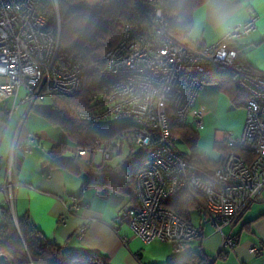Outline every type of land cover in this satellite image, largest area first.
Returning <instances> with one entry per match:
<instances>
[{
    "label": "built area",
    "instance_id": "2783aa9c",
    "mask_svg": "<svg viewBox=\"0 0 264 264\" xmlns=\"http://www.w3.org/2000/svg\"><path fill=\"white\" fill-rule=\"evenodd\" d=\"M166 3L142 0L152 29L141 33L130 24L123 26L120 41L104 56L106 66L98 78L101 93L94 96L93 107L80 111L78 117L94 124H125L126 139L146 150L135 178L137 205L122 211L136 237L146 244L167 242L180 253L190 241L204 236L201 226L166 205L176 195L194 192L205 202L204 211L197 208L200 215L224 235L223 245L233 248L237 239L225 236L224 228L259 201L264 190V73L240 62L236 47L239 37L255 29L256 18L236 25L217 43L199 42L193 47L170 34L174 19L166 12ZM50 10L58 17L53 27L47 26ZM60 44L59 0H0V101L24 90L22 102L32 108L48 96L79 94L84 88L83 65L76 61L68 69L57 66ZM212 79L233 82L248 99L242 133L226 134L223 162L209 172L181 155L170 116L179 126H187L203 84ZM17 107H8L9 117ZM203 119L198 112V129L203 128ZM122 141L119 137L115 144L96 141L93 147L77 146L76 156L88 160L97 149L109 159L121 151ZM19 185L12 152L0 186L12 211ZM71 200L69 211L81 206L77 197ZM85 232L86 226L78 230L79 236ZM261 251L251 249L255 254Z\"/></svg>",
    "mask_w": 264,
    "mask_h": 264
},
{
    "label": "crops",
    "instance_id": "0c3cea01",
    "mask_svg": "<svg viewBox=\"0 0 264 264\" xmlns=\"http://www.w3.org/2000/svg\"><path fill=\"white\" fill-rule=\"evenodd\" d=\"M253 17L256 18L255 29L239 37L236 47L243 63L264 73V0H208L193 14L189 41L193 45L217 43L236 25ZM24 94V90H20L18 95L0 101V186L5 183L12 152L22 159L16 172L20 185L15 191L12 211L16 222L27 215L48 239L62 245L65 251L98 253L106 257L109 264H171L191 253L208 256L212 264H264V190L259 201L249 205L232 225L224 228L225 236L237 239L233 248L223 245L224 235L196 208L200 219L198 224H193L203 228L204 236L190 241L182 252L176 253L169 243L160 240L146 244L134 235L129 219L122 215L125 207L137 205L134 180L132 194L117 189L103 193L95 186L84 187L88 180L84 170L54 164L50 155L54 146L68 144L62 155L67 159L78 157L77 146L72 141H63V128L38 111L43 110L42 105L29 108V104L22 102ZM247 99L248 95L229 80H207L190 113L189 124L183 127L197 135L193 144L183 138L190 148L186 153H198L213 162L222 161L227 153L226 134L240 135L243 131ZM13 104L18 107L9 117L7 109ZM198 112L204 116L202 129L196 126ZM107 141L115 144L118 138L101 142ZM125 144L128 153L124 155ZM140 150L130 140L123 139L121 151L111 158L107 159L101 150L95 149L90 158L84 160L96 167L105 162L119 167L131 162ZM137 165V162L131 163L130 167ZM124 180L131 182L128 176ZM71 197L81 202L74 211H69ZM4 207H9V203L0 190V225ZM83 226L86 232L79 236L78 230ZM254 247L262 251L251 252Z\"/></svg>",
    "mask_w": 264,
    "mask_h": 264
},
{
    "label": "trees",
    "instance_id": "16d2710c",
    "mask_svg": "<svg viewBox=\"0 0 264 264\" xmlns=\"http://www.w3.org/2000/svg\"><path fill=\"white\" fill-rule=\"evenodd\" d=\"M164 1L167 2L166 12L174 19L169 26L170 34L196 47L197 45L189 41L193 14L208 0ZM59 15L62 35L56 65L68 69L72 63L80 62L83 65L84 88L74 96L54 97L48 110L38 111L52 123L63 127L76 146L93 147L96 141L114 140L119 137L126 139L129 128L127 125L94 124L81 120L78 113L92 108L94 96L101 93L98 78L106 66L104 56L120 41L123 26L130 24L141 33L147 32L153 27L149 12L143 8L142 0H59ZM57 18L55 10L48 11L47 26H56ZM243 64L249 70L258 72ZM170 122L172 133L176 137L182 136L191 144L196 142L197 135L192 130L179 126L172 115ZM67 148L66 143L54 146L50 150L52 162L84 170L88 174L84 187L95 186L102 189L103 193L117 189L132 194L131 186L134 180V193L137 199L135 178L144 164L146 150L141 149L127 165L113 167L105 162L96 167L80 157L71 159L62 157ZM180 153L190 163L209 172L218 168L223 162V159L220 162H213L198 153L192 155L181 151ZM136 162L138 165L131 168V163ZM21 163L22 159L16 155V172ZM125 176H128L131 182H125ZM166 205L190 221L192 208H199L202 211L205 209L204 199L194 192L176 195ZM0 254L7 255L11 264H109L108 259L98 253L82 250L65 251L62 245L48 239L27 215L18 218L16 222L10 207H4L2 210ZM171 264H212V262L206 255L191 253Z\"/></svg>",
    "mask_w": 264,
    "mask_h": 264
},
{
    "label": "rangeland",
    "instance_id": "374dc122",
    "mask_svg": "<svg viewBox=\"0 0 264 264\" xmlns=\"http://www.w3.org/2000/svg\"><path fill=\"white\" fill-rule=\"evenodd\" d=\"M61 35H62V26H61ZM244 97L246 98V96H244ZM53 98L54 97L48 96L45 101H40V102L36 103V106L42 105V107H44V108H42L43 110L46 109V108H49L50 105H52V103H53ZM102 125H110L111 126V125H114V123L107 121V122L102 123ZM62 131L64 132V136H62V138L64 140L63 139L62 140L63 141H67L68 143H70L71 139H70L67 131L64 128L62 129ZM176 145H177V148H178L179 151H184V152H189L190 151L189 144L182 138V136H179V137L177 136ZM125 153L126 154L128 153L127 145L124 148V155H125ZM190 213H191V219H192L193 223L194 224H198V221H199L200 218H199L198 214L196 213V210L194 208H192L190 210ZM205 220H207V219H205ZM204 223H207V222L204 221Z\"/></svg>",
    "mask_w": 264,
    "mask_h": 264
},
{
    "label": "water",
    "instance_id": "95a60500",
    "mask_svg": "<svg viewBox=\"0 0 264 264\" xmlns=\"http://www.w3.org/2000/svg\"><path fill=\"white\" fill-rule=\"evenodd\" d=\"M0 264H11V261L5 254H0Z\"/></svg>",
    "mask_w": 264,
    "mask_h": 264
}]
</instances>
